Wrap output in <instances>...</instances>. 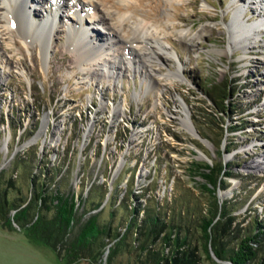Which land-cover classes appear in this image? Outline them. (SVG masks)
Instances as JSON below:
<instances>
[{
  "label": "rangeland",
  "instance_id": "374dc122",
  "mask_svg": "<svg viewBox=\"0 0 264 264\" xmlns=\"http://www.w3.org/2000/svg\"><path fill=\"white\" fill-rule=\"evenodd\" d=\"M20 1L11 4L18 7L7 21V0H0V167L10 170L11 157L32 147L39 163L63 165L60 173L67 169L63 175L75 190L84 192L94 182L107 188L109 199L131 191L140 203L150 198L165 204L173 196L191 194L205 206L201 179L192 173L195 162L239 163L229 166L232 175L217 196L235 199L230 208L241 226L254 217L264 221V167H252L255 159L264 161V26L259 34L248 35V44L233 41L230 33L236 9H245L240 19L246 24L260 23L264 4L112 0L134 6L119 8L105 3L113 15L107 16V24L118 23L120 14L132 15L129 25L144 18L150 29L156 26L160 33H169L162 39L167 50L157 48L158 56L146 58L143 67L137 57L133 58L137 64L132 62L121 43L105 49L106 60L100 58L91 66L62 59L69 53L73 26L87 28V37L96 43L110 35L107 24L99 20L100 0L98 10L81 7L80 12L70 1L58 7L56 0H27L29 19L36 23L57 13L53 25L58 31L51 36L47 53L43 41L26 34L20 23ZM251 6L258 8L254 12ZM181 30H187V39L180 37ZM170 69L179 70L169 81L165 75ZM220 81L233 87L229 99L233 113L225 117L227 124L242 123L241 116L246 122L226 132L217 147L198 128L204 135L210 131L200 123L206 119L201 108L211 109L202 88L206 82ZM230 141L234 146L225 151ZM109 207L106 203L103 215ZM14 227L8 230L0 224V264H129L124 254L105 263L106 251L97 259L70 263ZM201 264L211 263L202 256Z\"/></svg>",
  "mask_w": 264,
  "mask_h": 264
},
{
  "label": "trees",
  "instance_id": "16d2710c",
  "mask_svg": "<svg viewBox=\"0 0 264 264\" xmlns=\"http://www.w3.org/2000/svg\"><path fill=\"white\" fill-rule=\"evenodd\" d=\"M202 91L211 109L201 108L206 119L200 123L210 131L198 132L219 147L225 133L243 127L246 119L227 124L225 117L233 113L230 83L206 82ZM232 146L230 141L225 151ZM35 153L31 147L11 157L10 170L0 167V224L8 230L19 227L70 263L97 259L106 251L105 263L124 254L129 264H201L202 256L211 264H264V221L254 217L241 226L230 208L235 199L217 196L228 185L229 166L239 163L195 162L192 173L201 179L207 205L191 194L160 204L150 198L140 203L131 191L109 199L101 183L91 182L84 192L75 190L63 175L67 169L60 173L63 165L39 163ZM106 203L110 207L103 215Z\"/></svg>",
  "mask_w": 264,
  "mask_h": 264
},
{
  "label": "bare ground",
  "instance_id": "6f19581e",
  "mask_svg": "<svg viewBox=\"0 0 264 264\" xmlns=\"http://www.w3.org/2000/svg\"><path fill=\"white\" fill-rule=\"evenodd\" d=\"M17 0H7V11L5 13V18L7 21H10V15L12 13L13 8L16 9L18 7L17 5L13 7L11 4L15 3ZM26 1L27 0H21L20 1V14H21V19L22 22L20 23L23 25L26 34H33L34 38L41 39L43 41V52L47 53L49 50V42L51 39V36L54 33H57L58 29L54 27V21L56 15L48 16L46 17L44 21L42 22H37L32 21L29 19V10L27 9L26 6ZM67 1H70L73 10L81 11V7H89L92 10H98L99 6L96 3V0H56V4L58 7H63L65 6ZM122 1V0H119ZM252 2H258L260 4H264V0H250ZM168 2H172L171 0H168ZM100 6L103 7L101 8V17L99 18L101 23H106L107 24V16L110 18L112 17V12L108 9H105L107 7V4L109 3L112 5H116V7H134L131 5L129 2L126 3H119V2H112V0H100ZM249 8V7H248ZM255 8L258 7H252L251 9L255 12ZM245 11V9H243ZM243 10L236 9L234 11L233 17L231 19V25H230V33L233 41H238V42H245L246 44L248 41V35L249 34H259V28L261 25L264 26V10H263V16L260 18V23L259 20L256 22L248 23L243 22V20L240 19L242 12L244 13ZM261 12V9L257 10V13ZM149 14V13H148ZM80 17L82 15H79ZM167 16L171 17V15L167 12ZM133 17L132 15H126L125 14H120L117 20L119 21L116 24H107V27L109 30L107 33H110L108 38L106 40L96 43L92 42L89 40L88 36V29L80 26H73L69 33V44H68V50L69 53H66L62 55V59L68 61L69 63L75 62L79 66H86L89 64L91 66L94 63V61L98 60L100 58L105 59L106 58L103 56L105 53V49H109V47H112L116 43H121L122 48L125 53L129 55L131 59L139 58V66L144 67V62L146 61V58L151 57V55H157L158 56V49L166 51V45L163 42L164 40L167 39V35L169 34L166 31H163L162 33L159 32L158 27H153V29H150V24L148 21H146L144 18H135L132 20V25H129L127 21H129ZM95 19V18H93ZM109 21V20H108ZM131 22V21H130ZM232 26V27H231ZM6 32H12L10 31L9 27L4 28ZM183 30V29H182ZM180 31L181 35L180 37L187 39L188 32L187 30L185 31ZM262 30V28H261ZM160 33V34H159ZM26 37V35H25ZM36 39V40H37ZM96 39V38H95ZM240 40V41H239ZM154 42V43H153ZM105 44V45H104ZM158 45V46H157ZM135 59H133V63L137 64ZM99 63V62H98ZM112 66V65H111ZM110 67V66H109ZM85 70V68H83ZM111 69V68H109ZM112 70V69H111ZM179 69L177 70H171L166 73V79L167 80H172L176 73L178 72ZM122 110L121 108H115V112H120ZM122 112V111H121ZM252 167H264V161L261 159H255L252 163Z\"/></svg>",
  "mask_w": 264,
  "mask_h": 264
},
{
  "label": "water",
  "instance_id": "95a60500",
  "mask_svg": "<svg viewBox=\"0 0 264 264\" xmlns=\"http://www.w3.org/2000/svg\"><path fill=\"white\" fill-rule=\"evenodd\" d=\"M210 254H211V256L214 258V259H217L215 256H214V254H213V252L210 250Z\"/></svg>",
  "mask_w": 264,
  "mask_h": 264
}]
</instances>
